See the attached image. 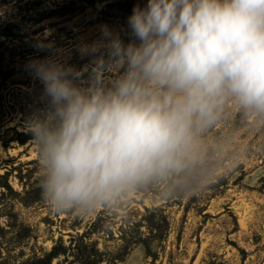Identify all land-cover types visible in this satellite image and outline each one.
<instances>
[{
    "label": "clouds",
    "instance_id": "obj_1",
    "mask_svg": "<svg viewBox=\"0 0 264 264\" xmlns=\"http://www.w3.org/2000/svg\"><path fill=\"white\" fill-rule=\"evenodd\" d=\"M54 31L32 38L40 90L23 123L54 212L189 194L245 162L236 122L264 131V0H138L91 41Z\"/></svg>",
    "mask_w": 264,
    "mask_h": 264
},
{
    "label": "rangeland",
    "instance_id": "obj_2",
    "mask_svg": "<svg viewBox=\"0 0 264 264\" xmlns=\"http://www.w3.org/2000/svg\"><path fill=\"white\" fill-rule=\"evenodd\" d=\"M137 2L0 0V264L52 252L51 264H264V131L239 122L245 162L189 194L137 196L87 217L54 212L41 196L34 145L19 142L29 137L24 118L40 90L25 71L43 55L32 38L50 28L58 44L91 41L102 24L126 27ZM70 62L86 60L74 53Z\"/></svg>",
    "mask_w": 264,
    "mask_h": 264
},
{
    "label": "trees",
    "instance_id": "obj_3",
    "mask_svg": "<svg viewBox=\"0 0 264 264\" xmlns=\"http://www.w3.org/2000/svg\"><path fill=\"white\" fill-rule=\"evenodd\" d=\"M28 139H30L29 137H25L24 139H19V142L21 144H24ZM59 254L58 253H50L48 254L47 257L41 259V260H33L32 264H51L52 259L56 258ZM35 262V263H34Z\"/></svg>",
    "mask_w": 264,
    "mask_h": 264
},
{
    "label": "water",
    "instance_id": "obj_4",
    "mask_svg": "<svg viewBox=\"0 0 264 264\" xmlns=\"http://www.w3.org/2000/svg\"><path fill=\"white\" fill-rule=\"evenodd\" d=\"M21 87V86H20ZM21 88H23V87H21Z\"/></svg>",
    "mask_w": 264,
    "mask_h": 264
}]
</instances>
